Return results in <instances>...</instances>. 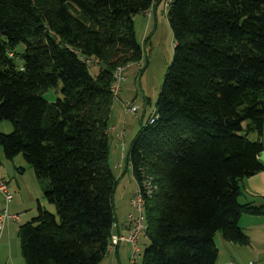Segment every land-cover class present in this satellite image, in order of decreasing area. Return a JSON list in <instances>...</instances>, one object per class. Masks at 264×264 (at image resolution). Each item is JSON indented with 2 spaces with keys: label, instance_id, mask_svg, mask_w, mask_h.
Returning <instances> with one entry per match:
<instances>
[{
  "label": "trees",
  "instance_id": "trees-1",
  "mask_svg": "<svg viewBox=\"0 0 264 264\" xmlns=\"http://www.w3.org/2000/svg\"><path fill=\"white\" fill-rule=\"evenodd\" d=\"M160 4L0 0V121L12 126L0 147L49 180L44 197L55 206L19 225L25 264H99L106 255L116 230L114 73L142 60L133 16ZM164 13L172 59L121 172L131 171L143 199L148 245L133 264H215V234L246 244L240 216L263 213L238 196L240 181L264 169V0H171ZM58 83L61 97L45 100Z\"/></svg>",
  "mask_w": 264,
  "mask_h": 264
},
{
  "label": "rangeland",
  "instance_id": "rangeland-1",
  "mask_svg": "<svg viewBox=\"0 0 264 264\" xmlns=\"http://www.w3.org/2000/svg\"><path fill=\"white\" fill-rule=\"evenodd\" d=\"M151 15V14H150ZM138 13L133 16L134 33L142 49V60L129 63L119 74L116 80L117 93L113 98L108 117V162L117 182L112 195L113 212L116 222L120 226V235H127L123 224L128 225L127 215L137 214L131 205V199L138 192V185L131 171L123 173V156L143 126L149 115L155 111L157 96L163 82L164 74L172 59L173 40L166 14L159 5L154 15ZM21 45L18 46V48ZM89 71L98 72V66L90 63ZM57 88H51L42 93V97L52 102L61 97ZM136 106V112L126 110V104ZM113 127V130L110 129ZM12 126L8 120L0 121V131L9 133ZM123 131L118 139L116 134ZM119 163V164H118ZM0 179L8 184L12 195L7 204L8 214H20L19 220L5 219L0 231V264H25L19 249V225L31 220L38 214V208L55 214V206L46 201L45 190L49 187V180H38L34 169L26 163L22 154L12 159L4 157L0 147ZM150 187L148 182L143 183ZM2 197L0 196V203ZM3 200V199H2ZM4 203L0 204V214ZM148 245V239L142 231L132 244L130 241L119 242L116 252L106 253L99 264H133L138 263L140 253Z\"/></svg>",
  "mask_w": 264,
  "mask_h": 264
},
{
  "label": "crops",
  "instance_id": "crops-1",
  "mask_svg": "<svg viewBox=\"0 0 264 264\" xmlns=\"http://www.w3.org/2000/svg\"><path fill=\"white\" fill-rule=\"evenodd\" d=\"M144 14L150 15L148 11H145ZM110 129L113 130V127ZM120 133H123V131L121 130ZM120 133L116 134L118 139L121 138L118 137ZM261 141L263 148L259 154V160L264 164V124ZM240 190L238 202L262 207L263 213L242 214L240 216L238 225L248 238V243L246 244L225 240L220 232L215 234L214 243L217 249L215 264H264V169L244 177L240 181ZM1 201L3 203L2 199ZM122 226L125 232L130 230L129 223L128 225L125 223ZM115 232L121 234L120 226L117 222Z\"/></svg>",
  "mask_w": 264,
  "mask_h": 264
},
{
  "label": "built area",
  "instance_id": "built-area-1",
  "mask_svg": "<svg viewBox=\"0 0 264 264\" xmlns=\"http://www.w3.org/2000/svg\"><path fill=\"white\" fill-rule=\"evenodd\" d=\"M169 2H170V0H165L164 8L167 6V4ZM123 69H124V67H122L121 71ZM119 74L116 76V80H119V78H120ZM114 90L117 93V86L116 85L114 87ZM125 106H127L126 107L127 111L136 112L137 108L135 105L128 103ZM119 135H122V133H120ZM0 196L2 197L3 203H4L3 212L0 214V231H1L5 219L11 218L14 221H18L20 214H16V213L15 214H8L7 213V204L11 200L12 195L8 190L7 182L4 181L3 179H0ZM131 205L135 208L137 214L129 213L127 215V219H128L130 226H131L130 232L127 235H120L118 233L113 232L112 239L110 242L109 253L116 252V248H117L119 242H121L123 240L130 241L132 244H134L136 242V238L142 232V219H143L142 215H141L142 204H141V198L137 197V193H136L135 197L131 199Z\"/></svg>",
  "mask_w": 264,
  "mask_h": 264
},
{
  "label": "bare ground",
  "instance_id": "bare-ground-1",
  "mask_svg": "<svg viewBox=\"0 0 264 264\" xmlns=\"http://www.w3.org/2000/svg\"><path fill=\"white\" fill-rule=\"evenodd\" d=\"M170 1H171V0H170ZM168 4H169V3H168ZM168 4H167V6L164 8V12L167 11V9H168ZM9 55H11V54L9 53ZM122 67H123V66L117 67V69H116V71H115V73H114V75H115V83H116V76L121 72ZM115 83L112 85V89H111L114 98L116 97V91L114 90V87H115V85H116ZM154 118H155V117H154ZM152 121H153V117L150 118L149 122H152ZM137 197H138V198H141V204L143 205V199H142V197H141V195H140L139 192H137ZM141 215H142V208H141ZM142 218H143V216H142ZM145 228H146V226H145L144 221H143V219H142V231H144ZM112 235H113V233L111 234L110 242H111V239H112ZM110 242H109V244H108V246H107L106 253H109V250H110Z\"/></svg>",
  "mask_w": 264,
  "mask_h": 264
}]
</instances>
